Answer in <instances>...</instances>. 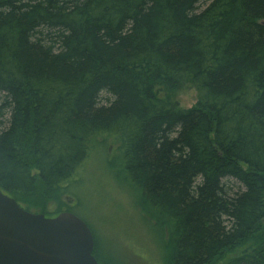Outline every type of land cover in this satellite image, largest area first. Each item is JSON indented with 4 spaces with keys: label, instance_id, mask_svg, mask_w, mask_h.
<instances>
[{
    "label": "trees",
    "instance_id": "trees-1",
    "mask_svg": "<svg viewBox=\"0 0 264 264\" xmlns=\"http://www.w3.org/2000/svg\"><path fill=\"white\" fill-rule=\"evenodd\" d=\"M109 137L165 264H264V0H0V189L75 214Z\"/></svg>",
    "mask_w": 264,
    "mask_h": 264
},
{
    "label": "rangeland",
    "instance_id": "rangeland-1",
    "mask_svg": "<svg viewBox=\"0 0 264 264\" xmlns=\"http://www.w3.org/2000/svg\"><path fill=\"white\" fill-rule=\"evenodd\" d=\"M170 96L180 107L188 108L195 103V93L190 88ZM98 142L72 187L81 200L75 215L89 226L98 259L102 264H165L164 248L168 244L165 226L158 227L139 205L135 188L117 165V142L110 137ZM68 201L69 197L63 198L64 205ZM57 210L52 200L44 207L49 217L66 211ZM31 212L42 213V210ZM241 250L235 248L226 257H234ZM223 262L225 259L217 264Z\"/></svg>",
    "mask_w": 264,
    "mask_h": 264
},
{
    "label": "water",
    "instance_id": "water-1",
    "mask_svg": "<svg viewBox=\"0 0 264 264\" xmlns=\"http://www.w3.org/2000/svg\"><path fill=\"white\" fill-rule=\"evenodd\" d=\"M93 234L80 217L24 209L0 189V264H98Z\"/></svg>",
    "mask_w": 264,
    "mask_h": 264
}]
</instances>
